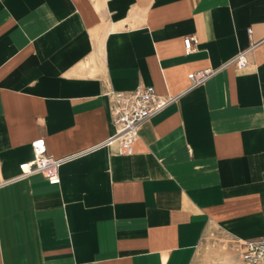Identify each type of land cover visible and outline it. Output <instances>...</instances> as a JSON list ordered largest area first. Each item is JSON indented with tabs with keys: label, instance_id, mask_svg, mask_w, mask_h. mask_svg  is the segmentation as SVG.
<instances>
[{
	"label": "crops",
	"instance_id": "crops-1",
	"mask_svg": "<svg viewBox=\"0 0 264 264\" xmlns=\"http://www.w3.org/2000/svg\"><path fill=\"white\" fill-rule=\"evenodd\" d=\"M262 39L264 0H0V264H204L214 238L244 264L235 242L264 235V41L188 74ZM139 85L181 96L119 154L108 92ZM38 138L71 156L60 184L15 178Z\"/></svg>",
	"mask_w": 264,
	"mask_h": 264
},
{
	"label": "built area",
	"instance_id": "built-area-1",
	"mask_svg": "<svg viewBox=\"0 0 264 264\" xmlns=\"http://www.w3.org/2000/svg\"><path fill=\"white\" fill-rule=\"evenodd\" d=\"M249 34L253 32L248 29ZM252 41L250 45L218 67H206L191 71L188 74L190 85L187 90L205 84L215 74L230 66L245 68L249 63L250 53L262 42ZM195 36L184 38L185 53L194 52ZM110 113L115 132L102 145H116L119 154H131L133 144L139 137L141 125L149 118L161 113L167 106L176 102L181 94L161 97L153 85H139L132 90H110ZM34 157L20 164V173L15 178L27 177L41 173L50 184H60L59 169L71 156L55 157L47 152L44 138L35 139L32 143ZM237 258L244 264H264V235L257 238L238 239L235 242Z\"/></svg>",
	"mask_w": 264,
	"mask_h": 264
},
{
	"label": "rangeland",
	"instance_id": "rangeland-1",
	"mask_svg": "<svg viewBox=\"0 0 264 264\" xmlns=\"http://www.w3.org/2000/svg\"><path fill=\"white\" fill-rule=\"evenodd\" d=\"M227 245L225 240L221 242L218 238L208 241L205 245L204 264H238L233 247Z\"/></svg>",
	"mask_w": 264,
	"mask_h": 264
}]
</instances>
